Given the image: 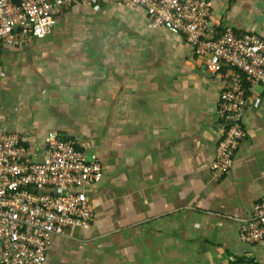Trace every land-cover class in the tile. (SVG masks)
Returning <instances> with one entry per match:
<instances>
[{
  "label": "crops",
  "instance_id": "0c3cea01",
  "mask_svg": "<svg viewBox=\"0 0 264 264\" xmlns=\"http://www.w3.org/2000/svg\"><path fill=\"white\" fill-rule=\"evenodd\" d=\"M209 1L218 30L264 41V0ZM47 22L48 35L0 46V127L35 160L51 136H71L102 177L83 188L89 228L52 236L40 264H264V248L239 238L264 198L261 88L247 91L244 136L215 181L223 72L181 34L149 27L143 8L101 0Z\"/></svg>",
  "mask_w": 264,
  "mask_h": 264
},
{
  "label": "built area",
  "instance_id": "2783aa9c",
  "mask_svg": "<svg viewBox=\"0 0 264 264\" xmlns=\"http://www.w3.org/2000/svg\"><path fill=\"white\" fill-rule=\"evenodd\" d=\"M143 8L149 27L181 34L206 70L223 72L216 114L223 136L210 171L215 181L229 170L244 136L247 91L264 92V41L255 34L218 30L209 0H114ZM101 0H0V46L22 47L51 32L48 20L74 4L97 7ZM4 70L0 64V78ZM27 138L0 127V264H40L52 236L87 229L93 211L83 188L98 183L102 168L71 136H51L35 160ZM246 244L264 248V198L239 230Z\"/></svg>",
  "mask_w": 264,
  "mask_h": 264
}]
</instances>
